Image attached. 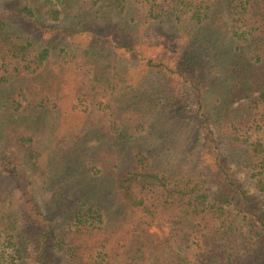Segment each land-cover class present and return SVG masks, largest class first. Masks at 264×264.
<instances>
[{"label": "trees", "instance_id": "trees-1", "mask_svg": "<svg viewBox=\"0 0 264 264\" xmlns=\"http://www.w3.org/2000/svg\"><path fill=\"white\" fill-rule=\"evenodd\" d=\"M2 1L4 0H0ZM32 1L39 2L23 9L29 17L33 19L40 17L43 22L49 20L59 24L69 17L72 20L70 25L75 29L72 35L91 36L93 32L85 31V28H90L93 23L109 24L115 18L119 21V29H113V25H110L112 29L109 30V35L102 39L114 48L135 52L136 46L126 44V37L135 38L139 35L151 38L154 36L153 30L159 24H179L182 21L175 11L186 5L196 9L200 7L207 15L209 8L206 6L215 0H171V3L169 0ZM108 9L111 15L108 14ZM228 9L235 24L231 26L233 29L231 39L244 47L251 45L250 60L264 67V0H230ZM199 16L196 10L192 16L196 25L202 24ZM30 39V36L28 38L20 36L10 22L0 20V50L7 53L8 59L17 58L20 62L26 58L25 52L26 56L28 52L34 53V62L27 63L31 67H23L22 71L15 68L20 74L26 71V75L33 77L41 70L47 59L54 56V45L49 42L47 47L38 53L36 50L24 48L27 45L25 42L28 43ZM61 46L60 55H64L63 58L78 56L85 60L87 54L92 51L91 47L85 50H71L69 48L71 46L65 40ZM246 60L245 58L242 61V67L236 64L237 68L244 71L243 62L246 64ZM112 61L115 62V59ZM85 63L92 67L94 65V62L88 59ZM146 67L151 70H148L145 76L123 74L115 65L108 76L91 77L93 83L100 88L97 89V93L102 100L98 101L96 96L94 99L90 98L80 109L88 117L94 118L95 125L102 129V136L111 137L113 141L107 144L106 148H103L101 142L89 148L95 157V163L90 165H93L92 169H95L96 173L88 169L91 166H88L85 155L65 159L68 167L65 168V173L70 179L78 178L76 181L82 178L84 185L109 177L112 183L111 190L120 195L121 205L114 203L105 210V205L101 202L107 200L106 194L95 188L83 189L81 184L76 182L74 189L78 204L67 213V218L70 217L67 224L76 226L74 235L81 234L88 229L87 225L90 222L86 220L91 214L95 213L97 220L102 222L104 217H115L114 209L120 206L116 215L122 214V218L126 219L127 228L120 240L123 243L119 245L120 241L108 236L106 241L116 248L109 249V254H104L105 248L102 243L100 246L102 250L96 253L99 259L103 260L108 256L111 261L96 262L97 259L92 261L90 258L92 251L85 248L70 252L72 259L77 264H264V218L254 210L253 203L245 193L236 191V183L228 176L224 161L220 158L222 147L238 149L243 155L240 168L252 162L256 164L258 173L264 175L263 144H260V141L250 143L248 137L249 134L258 131L257 124L261 125L259 123L264 122V90L260 92L255 102L247 101L240 107H232L236 101L248 98L250 87L247 78L238 80L230 76V80H225V89L221 95L213 100L216 110L207 112L205 90L207 83L201 76H197V73L194 74L198 72L197 69L190 73L186 69L181 70L175 64L173 66L168 60L156 61L151 57L147 58ZM174 75L178 76L176 81H173ZM9 77L0 76V85ZM91 79L85 80L78 76V85L81 87H75V93L86 95L85 91ZM125 86L133 94L130 105L121 107V100H115L113 95H119L117 90L124 91ZM92 90L95 91L94 85ZM14 97H16L14 92L6 93L0 86V110L8 112L9 119H14L13 117L18 119L17 111L23 108L13 99ZM250 103H254L255 107ZM76 107L77 105L73 108ZM80 109L76 108L78 111ZM242 119H249L248 123L243 125ZM192 121L197 122L202 128L196 129L192 126ZM164 134L179 138L174 150L179 152L180 163L166 162L163 166L172 168L158 167L157 157L161 155V150L166 144L159 142L157 150L154 144L158 143L156 141L158 136ZM148 136L153 137L154 141H148ZM196 149L200 152L208 151L207 153L214 157V165L220 178V192L217 196L210 194V190L206 189L201 178L203 168L200 162H197L198 166L194 171L183 168L186 162H194L192 152ZM104 156L107 160H103ZM68 161L72 165L68 164ZM11 166L9 161L0 160V173ZM24 179L27 182V178ZM259 189L264 192L262 184L259 185ZM20 198L24 199L23 206L27 208L26 212L40 215L36 194L29 185L14 194V199L18 201ZM225 198L228 200L223 201ZM233 201L237 206L234 207ZM231 206L233 210L228 212L226 208ZM1 209L6 213L3 206ZM232 211L236 213L232 214ZM15 219L17 220V217ZM162 222L168 223L177 242L176 250L168 254L154 248L147 234V230ZM15 224L10 223L13 226ZM89 226L94 227V224L91 222ZM50 228L48 223L42 235L28 236V242L25 244L28 250L36 248L38 264L52 263L46 262L43 255L47 250ZM24 237L26 234L21 232L11 239L8 236L2 239L8 248L9 246L12 248V264L23 259ZM14 239L21 242L20 247L13 242ZM240 240L242 251L240 252V249L238 252L232 251V244ZM34 242L38 245L34 246ZM87 258L89 260H85ZM0 264H3L1 251Z\"/></svg>", "mask_w": 264, "mask_h": 264}, {"label": "rangeland", "instance_id": "rangeland-1", "mask_svg": "<svg viewBox=\"0 0 264 264\" xmlns=\"http://www.w3.org/2000/svg\"><path fill=\"white\" fill-rule=\"evenodd\" d=\"M169 1L171 3V0ZM37 2L39 1L4 0L0 2V20L10 22L20 36L31 37L28 43L25 42V45L27 44L24 46L25 49L36 50L39 53L47 47L49 42L54 45V56H50L41 70L33 77L26 75V71H23L24 74H20L15 68L22 71L23 67H31L27 63L34 62V53L28 52L26 56L25 52L26 58L20 62L17 58L8 59L7 53L0 50V76H10L5 82L2 81L0 86L6 93L14 92L16 97L13 99L23 106L17 111L18 119L16 117L9 119L8 112L0 110V160L9 161L12 165L10 168L1 170L2 173H0V232H2L0 251L3 264H12L11 254L13 252L12 248L10 246L8 248L7 243L2 240L3 237L8 236L11 239L17 233H25L26 237L22 240L25 246L29 237L42 235V232L47 229L48 223L51 228L47 238V250L43 253L46 262L77 264L72 259L71 253L82 248L92 251V257L89 256L92 261L95 259H97L96 262L111 261L108 256V259H106L107 257H102L103 260L99 259L96 253L102 250L100 247L102 243L105 248L104 254H109V249L116 248L106 241L108 236L115 238L116 241H120L124 237L127 228L126 219L122 218V214L116 215L120 206L114 209L115 217H104L102 222L97 220L95 213L91 214L86 220V222H90L87 225L88 229L81 234L74 235L76 226L67 224L70 218H67V213L78 204L74 189L76 182L81 184L83 189L86 187L95 188L106 194L107 200L101 202L105 205V210L108 209L107 206L114 203L121 205L120 195L111 190L112 183L109 181V177L84 185L82 178L76 181L78 178L70 179L65 173L67 167L65 159L70 160L73 157L84 155L87 156L85 160L88 161V166H91L88 169L90 172L93 170L92 173H96L95 169H92L93 165H90V163H95V157L90 153L89 148L96 146L98 142H101L103 148H106L107 144L113 141L111 137L102 136V129L95 125L94 118L88 117L80 109L84 107V102L90 98L94 99L96 96L98 101L102 100L97 93V89L100 88L93 83L91 77L108 76L111 70H114L115 65L123 74L134 73L136 77L145 76L147 71L151 70L146 67L147 58L151 57L156 61L165 59L173 66L175 64L181 70L186 69L190 73L197 69L198 72L194 74L197 73V76H201L202 80L207 83L205 89L207 90V112H214L216 109L213 100L221 95L225 89V80H230V76L238 80L247 78L250 87L248 98L236 101L232 107H240L247 101L255 102L260 92L264 90V67L250 60L251 45L244 47L231 39L233 33L231 26L235 24L228 9L230 0L210 2L206 6L209 8L208 16L200 7L199 9L189 5H186L188 7H179L177 12L175 11L182 21L179 24H159L153 30L154 36L151 38L139 35L135 38L126 37V44L130 43L131 46H136L135 52L114 48L102 39L109 35V30L112 29L110 25H113V29H119V21L115 18L109 24L93 23L90 28H85V31L93 32L91 36L72 35L75 29L70 25L72 20L69 17L62 24L49 20L43 22L40 17L33 19L23 11L24 7H32ZM110 7L113 14L112 5ZM196 10L202 19L201 25H196L192 19ZM107 12L110 14L109 9ZM63 40L71 46L69 47L71 50H85L91 47L92 51L87 54L85 60L94 62L93 67L78 56L63 58L64 55H60ZM36 41L42 43L38 44ZM245 58L247 63L243 62L244 71H242L237 68L236 64L242 67V61ZM112 59H115L116 64ZM3 63L4 67H2ZM78 76H82L85 80L91 79L89 87L85 91L86 95L75 93V87H81L78 85ZM177 78L178 76L174 75L173 81H176ZM93 85L95 91L92 90ZM117 91H119V95H113V97L115 100H121V107L130 105L133 92L126 86L124 91L120 89ZM56 104L58 105L55 108ZM76 105L80 111L73 108ZM250 105L254 106V103H250ZM40 108H47V110ZM256 117L257 115L253 118ZM248 120L242 119L241 122L244 125L246 122L248 123ZM259 124L261 125L257 124L258 131L249 134V142L260 141L264 147V122ZM192 126L199 130L202 128L195 121H192ZM147 140L153 142L154 138L148 136ZM156 141H158L157 144H154L156 150L159 142L166 144L161 150V155L157 157L158 167L172 168L163 166L166 165V162L169 164L180 163L179 152L174 150V145L179 142V138L164 134L158 136ZM168 148L172 149L168 150ZM207 152H200L196 149L192 152L194 162H186L183 168L194 171L198 166L197 162H200L203 168L201 178L205 182V187L210 190V194L217 196L220 192L219 172L214 165V157ZM220 154L228 176L232 182L236 183V191L245 193L253 203L254 210L261 218H264V192L259 189L260 184L264 186V175L258 173L256 164H252V162L241 169L239 164L243 155L238 149L222 147ZM106 158L104 156L103 160H107ZM68 164L72 165L70 161ZM104 164L106 166V163ZM98 165L101 166V164ZM127 167L128 165L125 168ZM174 168L178 169L179 167ZM24 177L27 178V182ZM116 184L115 186H117ZM26 185H29L36 194L40 215H31L29 211L26 212L27 208L23 206V198L18 201L14 199V194L20 192ZM226 200L228 198L223 201ZM233 202L234 207L237 206L236 202ZM1 206L6 209V213L3 212ZM226 210L229 212L233 208L231 206ZM235 213L232 211V214ZM11 222H15V226L10 225ZM91 222L94 227L89 226ZM147 234L154 248L161 249L167 254L176 250V238L168 223L162 222L152 226L147 230ZM25 238H27L26 242ZM13 242L17 244V247L21 246L19 240L14 239ZM241 242L240 240L232 244V251L238 252L240 249L241 252ZM120 243L123 242L120 241L119 245ZM35 244L38 245L34 242V246ZM24 249L23 259L16 264H38L35 256L36 248L28 250L25 246ZM85 260H89V258Z\"/></svg>", "mask_w": 264, "mask_h": 264}]
</instances>
